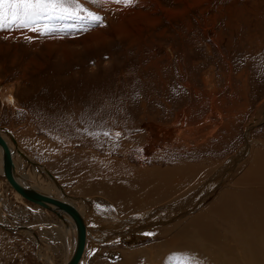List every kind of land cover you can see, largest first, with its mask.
<instances>
[{
    "label": "rangeland",
    "instance_id": "374dc122",
    "mask_svg": "<svg viewBox=\"0 0 264 264\" xmlns=\"http://www.w3.org/2000/svg\"><path fill=\"white\" fill-rule=\"evenodd\" d=\"M80 3L87 10L81 15H99L101 24L41 20L40 25L54 30H0V129L10 131L20 151L35 163L21 171L38 176L33 185L53 187V196L76 206L85 201L90 210L99 208L90 216L92 223H86L90 235L83 264H169L168 254L177 256L175 244L197 233L203 221L208 241L216 234L212 226L217 223L197 219L201 211L223 195L224 200L231 198L234 189L243 192L248 185L238 179L261 181L264 0ZM6 91L18 107L3 102ZM11 150L15 160L23 159ZM181 164L207 171L183 186L190 190L200 185L189 195L191 203L164 201L149 210L120 214L106 195L83 192L84 182H91L85 176L95 175L101 182L110 175V185L114 177L121 184L154 166L166 170ZM55 166L64 170L62 176ZM15 194L0 173V264H64L68 250L63 223L50 211L18 201ZM157 211L180 216L157 219ZM116 213L121 223L109 227ZM215 213L217 206L210 220ZM173 229L179 230L176 238ZM221 229L231 245L230 229ZM159 235L160 241L173 237V243L161 247ZM187 255L185 250L179 256L186 260Z\"/></svg>",
    "mask_w": 264,
    "mask_h": 264
},
{
    "label": "bare ground",
    "instance_id": "6f19581e",
    "mask_svg": "<svg viewBox=\"0 0 264 264\" xmlns=\"http://www.w3.org/2000/svg\"><path fill=\"white\" fill-rule=\"evenodd\" d=\"M1 97L3 98V102L7 106L12 107V108L18 107L16 99L10 91L4 92L3 95H1ZM0 140L5 144L6 150L8 152V155H9V158H10L13 170H14V176H15L16 182L20 186H22L25 189H29L33 192L39 193L41 195H45V196H48L50 198L59 200L62 203H65V204L71 206L77 212L79 219H80L79 221L81 223V228H82L81 232L86 231V235H85L86 240L84 241V247H83L82 251L80 252V255L75 259L74 264H83L84 263L83 258L86 254V249H87L88 237L90 235V234H88V224H86V223H87V221L89 224L92 223V222H89L90 216H92L93 211L96 212L99 208L96 211L93 209L90 210L91 206L89 207L88 204H86L87 202L85 203V201L82 202V205L80 207L76 206V204L74 202H71L72 200L70 201V199H61V198H57L56 196H53V193H52L54 190L53 187H50V186L44 187V186H40V185H33V180H36V182H37V180L39 179L38 176L36 174L34 176H29V173L26 170H25L26 173L22 174L21 171L25 169V167H26L25 164L26 165H30V164L34 165L35 163L32 162V160H30V158L26 154H24L23 152L20 151L21 148H20L16 138L14 137V135L10 131L1 128L0 129ZM205 143H207V142L205 141ZM9 144L11 146H13L15 150L20 152V153L19 152L18 153L21 154V157L24 159L25 163L22 161L23 160L22 158H21L22 160H19V159L15 160L14 159L15 154H14V151L12 152V150H11V148H13V147H11ZM3 152H4L3 148L0 145V173H1V175L4 174L7 178V175H6L4 167H3V161H4V153ZM242 155H243V153H242ZM78 158H79V156H78ZM90 161H91V159H90ZM167 163H168V161H167ZM183 164H185V163H183ZM186 164H188V163H186ZM174 165H175V163H174ZM181 166H182V164H181ZM190 166L187 165V166L178 167L176 165L174 168H172L171 166L168 168L166 167V170H160V168L154 166V167H152L153 169H147V170L141 171L139 173H136L135 170H132L129 168L127 170V172L132 173L133 177L135 175L134 173H136V177H135L136 179H131L132 177L130 175L131 178H129V180H128V178L125 180L122 179L123 182L120 184V182L118 180H116V178L114 177L113 180L111 179L112 180L111 184L113 183L112 185L109 184L110 180H107L110 177V175H107L106 173L105 174L108 176L107 179L104 178V180H102L101 182H96V176L95 175H90L91 177L85 176L84 180L87 178H90L91 182L90 183L86 182V184L84 182V191L83 192L89 191L91 193V195H96V194L106 195L110 201H112L116 204L115 208L117 209L118 213H120V214L136 213V212L143 211V210L145 211L147 209L149 210V208L156 207L157 205H159L160 203H162L164 201H170L169 204L173 201H175V202L179 201V203H180L181 200L184 203H186V202L191 203V201L189 200L191 197H189V195H192L194 193V191L196 190V188H198L200 185L199 184L197 185V183H198L197 182L195 185L193 184V186H191L192 188L190 190H185L184 185H187V183L189 184L188 181H191V179L195 178L196 176L206 175L207 171L200 169V168H197V167L194 168V167H190ZM55 167H56L55 170L61 174L60 176H62L64 173V170L62 168L59 169L58 166H55ZM244 168L246 169V167H244ZM249 168H252V167L250 166ZM178 169H182L179 177H177L178 176V173H177ZM225 169H227V168H225ZM257 169H258L257 171H258V174H259L261 181H259L258 179L251 180L250 176H248V178L243 177L242 179H238L239 182H241V183L246 182V185H248L245 187L246 189H244V191L242 190L243 192H245L244 194H242L243 192H238V190L234 189L230 193L231 195H233L231 198L224 200L225 195H223V196L221 195L222 196L221 200L223 199L222 201L221 200L215 201L213 204L210 205L211 208H209L208 210L205 209L204 211H201V213L197 216V219L201 220V222L203 220H206V219H207L208 223L212 222L211 226H212V224L217 223V225L212 226V230L215 229V233H216V234L214 233L215 235L212 237V239H210L208 241V238H207V236H209L207 234L208 228L206 226V221H203L202 225L200 227H197V230H196L197 233L188 234L186 239H184V240L179 239L182 242H180L178 244L174 243L175 246L173 247L172 251L175 253L177 252L176 253L177 256L173 255L174 256L173 257L169 253L168 254V257H169L168 260H170L169 264H183L185 262H187L188 264H264V180L262 179V178H264V160L263 161L259 160ZM207 170L210 172L209 169H207ZM253 171H254V169H253ZM45 172H47V171H45ZM94 172H95V170H94ZM173 172H175V175H174L175 179L173 178L174 180H171L169 177L172 175ZM108 174H110V173H108ZM230 179H231V177H230ZM7 180H8V178H7ZM9 184L11 185L10 182H9ZM55 184L58 185L57 182H55ZM233 185H237V184H233ZM207 186H209V185L206 183V184L202 185L201 187L205 191ZM182 187H183V189H182ZM12 188L14 189L13 186H12ZM80 190H81L80 193H82V189H80ZM140 191L144 192L143 196H139L138 193ZM186 191H188V192H186ZM85 193L89 194L87 192H85ZM15 195L17 196V200L20 202L22 201L24 203V200H27V201L31 202L32 204L39 206L40 208L44 209L45 211H50L52 214H54L63 223L65 230H66V236H64V237H66L65 239H67V241L66 240L65 241L68 243V244L66 243L67 250H68L67 251V259H66V262L64 264L68 263V261L72 257L74 250H75L76 233H77L76 226H75L73 220L71 219V217L61 210L59 212L61 215L58 216L54 211L51 210L49 205L45 204L46 206H41V205L31 201V200L26 199L24 196H22L17 191H16ZM54 197H56V198H54ZM188 197H189V199H188ZM193 198L196 199V197H193ZM232 200L235 201V204H233L234 207H229L228 203L229 202L231 203ZM25 205H27V203ZM89 205H90V203H89ZM104 206H105V204H104ZM214 206L218 207L219 213L218 214L215 213L214 217H210L213 220H210L209 214L212 213V208H215ZM227 206H228V208L226 209ZM100 208L105 213L106 210L102 206ZM117 211H115V212H117ZM95 214L97 215V213H95ZM164 214H166V213H163L161 211L160 212L157 211V219H158V216H161V215L162 216H161V218L159 217V219L172 218V217L177 218L180 216V213L175 214L174 212L167 213V215H164ZM108 216L110 217V214H108ZM192 217H193V215H192ZM114 221L115 222L114 223L112 222L111 225L109 224L110 225L109 227L113 226V228H115V227L119 226L118 224L121 223V220H120V217L118 214H117L116 219ZM109 222H111V221H109ZM190 223H193V222L190 221ZM150 224H151V222H150ZM182 224L183 223H181V227H182ZM196 224H197V222L195 221L194 222L195 226H193V227H196L197 226ZM177 225H180V224L177 223ZM122 226H123V224H122ZM141 227H143V226H140V229H141ZM174 227H176V226H174ZM145 228H147V227H145ZM221 228H227V229L229 228L230 229L231 233L230 232L229 233L232 234V236H233V238H232L233 243L231 242V245L229 243H226L227 239L225 240V236H224L223 230ZM15 229H17V228H11L10 230L16 231ZM20 229L26 230L27 228L20 227L17 230H20ZM89 229H92V228H90V225H89ZM178 231H179L178 229L174 230V232L172 231L173 232L172 235L174 238H176L177 235H179ZM209 231H211V229H209ZM63 233L65 235V232H63ZM108 235L111 236L112 235L111 232ZM173 237H172V239H173ZM206 238H207V240H206ZM227 238L231 239L230 236H227ZM172 239L171 238H167V239L165 238V239L160 241V235H159V237L156 238V241L158 244H160L161 247H163L166 243H170V242L173 243ZM164 247H166V245ZM185 250H187V252H188L186 260L183 259L181 256H179L181 252L183 255V252ZM164 261H166V260H164Z\"/></svg>",
    "mask_w": 264,
    "mask_h": 264
},
{
    "label": "snow or ice",
    "instance_id": "6c2138e0",
    "mask_svg": "<svg viewBox=\"0 0 264 264\" xmlns=\"http://www.w3.org/2000/svg\"><path fill=\"white\" fill-rule=\"evenodd\" d=\"M92 3L108 2V0H91ZM115 3L131 4L133 0H113ZM87 10L80 0H0V30L11 28L29 29L32 31L52 32L53 26L40 25L39 21L73 20L86 21L99 25L102 18L92 12L81 15ZM103 135H109L104 132ZM119 135V133H117Z\"/></svg>",
    "mask_w": 264,
    "mask_h": 264
},
{
    "label": "water",
    "instance_id": "95a60500",
    "mask_svg": "<svg viewBox=\"0 0 264 264\" xmlns=\"http://www.w3.org/2000/svg\"><path fill=\"white\" fill-rule=\"evenodd\" d=\"M0 145L3 148V153H4V161H3V167L5 170V173L7 175L8 181L11 183V185L14 187V189L19 192L22 196H24L26 199L31 200L41 206H46L45 204L49 205L51 210L54 211L58 216H60L61 214L59 213L60 210L65 212L66 214H68L71 219L73 220L75 226H76V246H75V250L74 253L72 255V257L70 258V260L68 261V263L66 264H74L75 259L80 255V252L82 251L83 247H84V241L86 240V231L85 232H81V223H80V219L79 216L77 214V212L69 205L62 203L59 200L50 198L48 196L45 195H41L39 193L33 192L29 189H25L22 186H20L15 179L14 176V170L8 155V152L6 150L5 144L0 140Z\"/></svg>",
    "mask_w": 264,
    "mask_h": 264
},
{
    "label": "crops",
    "instance_id": "0c3cea01",
    "mask_svg": "<svg viewBox=\"0 0 264 264\" xmlns=\"http://www.w3.org/2000/svg\"><path fill=\"white\" fill-rule=\"evenodd\" d=\"M116 232V230L113 232V233H115ZM25 252H26V254H28V250H24ZM24 252V253H25ZM19 264H24V263H22V262H19ZM26 264V263H25Z\"/></svg>",
    "mask_w": 264,
    "mask_h": 264
}]
</instances>
